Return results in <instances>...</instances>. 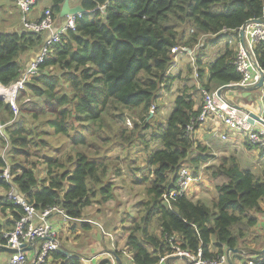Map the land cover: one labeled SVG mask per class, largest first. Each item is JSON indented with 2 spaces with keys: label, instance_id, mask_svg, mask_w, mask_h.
I'll return each instance as SVG.
<instances>
[{
  "label": "trees",
  "instance_id": "16d2710c",
  "mask_svg": "<svg viewBox=\"0 0 264 264\" xmlns=\"http://www.w3.org/2000/svg\"><path fill=\"white\" fill-rule=\"evenodd\" d=\"M63 2L52 0L49 8L60 24L64 23V18L59 17ZM263 3L264 0H78L84 14L51 47L37 76L27 81L19 95L31 101L41 100L40 112L46 119L34 128L27 118L39 119L38 105L32 109L16 105L15 115L9 104L0 101V144L6 148L13 177L9 184L0 179V189L8 191L13 186L37 212L56 207L71 219H83L85 210L94 203L104 206L114 199V184L106 178L103 163L108 157L96 161L77 151L61 159L48 158L42 174L36 170L38 162L27 167L32 157L29 149H42L46 144L42 139L57 136L66 138L73 147H88L89 137L96 138L104 127H109L111 136L102 142L113 139L111 147L121 151L138 144L145 146L143 162L148 172L139 178V166L129 171L136 183L147 185L138 218L132 221L123 247L132 264H157L172 255L174 247L193 255L200 249L203 259L238 249L248 253L253 264H264V255L256 254L264 242L256 250L246 244L258 222L256 215H264V170L262 178L256 179L241 170L234 157H226L211 173V178L221 177L225 182L213 189L210 206L193 203L186 195L171 200L170 208L162 202V195L175 188L177 173L184 164L197 177V167L212 158L195 138L199 127L195 119L202 104V100L197 104L202 97L200 89L213 92L240 80L233 66L236 50L232 45L225 43L205 65L206 45L217 46L248 21L259 19ZM45 38L44 34L23 30L0 32L1 86L9 87L18 81ZM178 47L191 51L194 69L187 65L185 70L189 76L194 70L197 84L188 83L190 86L178 89L175 107L162 124L150 116V110H158L160 93L169 92L180 79V73L170 71L171 50ZM32 53L28 63L21 62ZM254 53L264 72V41L256 44ZM262 92L264 102V88ZM132 112L139 114L140 122L133 121L132 130H128L124 126L125 113ZM105 117L115 119L120 124L118 129L103 124ZM191 123L193 131L187 134L186 127ZM145 130L156 133L152 140L161 141L159 150L148 152L141 135ZM98 137L101 139V135ZM7 165L0 157V175ZM114 176L120 177L119 169ZM1 206V212L7 209L10 224L14 225L22 215L21 209L6 200ZM92 221L98 223L94 218ZM77 225L81 231L92 226ZM115 254L122 257L119 251ZM51 256L63 264H83L80 258L66 259L59 252ZM240 256L235 257L242 259ZM95 264L112 263L108 257Z\"/></svg>",
  "mask_w": 264,
  "mask_h": 264
},
{
  "label": "built area",
  "instance_id": "2783aa9c",
  "mask_svg": "<svg viewBox=\"0 0 264 264\" xmlns=\"http://www.w3.org/2000/svg\"><path fill=\"white\" fill-rule=\"evenodd\" d=\"M12 2L19 12L21 30L29 33L46 35L43 46L40 48L36 58L22 70L18 81L11 84L9 87L0 85V101L9 104L13 113L16 115L17 107L15 103L24 90L25 84L29 79L37 76L38 68L47 55L50 54L51 47L59 43L61 35L66 30H72L74 28L75 20L80 17V15L64 18L62 26L56 28V19L52 16L49 9L42 12L37 18H33L32 12L36 6L37 0H12ZM102 9L103 8H99L100 11ZM250 21L249 24H244L245 26L243 25L236 32H233L235 35H232L236 50L233 66L236 73L240 76V80L237 83L227 85L229 87H235L237 89L250 88L255 85L259 79L255 69V66H258V64L254 49L257 43L264 41V3L260 18ZM189 53L191 54V51L185 48H173L171 50L173 56L171 68L177 65L179 56ZM219 89L213 92H206L204 89H200L202 104L195 122L199 125L210 124L215 131H218L220 127L224 128L231 134L240 135L251 149L257 152L264 151V125L256 121H254V124H250L248 122V113L232 107V105L225 100L223 94L218 96L217 91ZM245 109L250 110L247 107ZM150 112L152 114L153 108H151ZM260 118L264 121V105ZM128 124L127 121L126 125L128 126ZM1 129L2 126L0 125V133ZM192 131L193 124L191 123L186 127V133L188 134ZM226 139L227 136H221L222 141H226ZM12 178L10 169L6 166L1 171L0 179L9 184ZM199 178L198 176L194 177L192 172L187 168H181L175 179V188L162 195L163 205L170 208V201L187 195L192 185L200 181ZM3 198L8 203L19 207L22 211V215L15 221L13 229L3 234L2 245L16 251L15 254L10 255L5 264H62L61 262H55L51 256L53 253L59 252L58 242L55 238V229L49 222L52 217L59 218L64 224L86 223L98 228L100 233L104 234V230L99 223L87 219H71L64 211L56 207L37 212L32 206L27 204L22 196L16 193L13 186L5 192ZM173 250L172 255L162 258L157 264H166L167 259L175 256L185 257L189 264L227 263L226 252L212 259H203L200 249L197 250L195 255L187 251H180L177 247H174ZM121 254L128 260H131V256L125 251L122 250ZM108 257L111 263L114 264L113 258L110 255H108ZM245 264L253 263L248 261Z\"/></svg>",
  "mask_w": 264,
  "mask_h": 264
},
{
  "label": "rangeland",
  "instance_id": "374dc122",
  "mask_svg": "<svg viewBox=\"0 0 264 264\" xmlns=\"http://www.w3.org/2000/svg\"><path fill=\"white\" fill-rule=\"evenodd\" d=\"M72 1V0H71ZM74 3H78V0H73ZM44 12V11H43ZM16 13V11H15ZM56 21H58L56 19ZM233 36L227 35L225 36L218 44L217 46H212L210 44H207L204 49V60L203 64H207L210 62L214 57L219 53L220 49L224 46L225 43L230 42L229 44L232 45L231 47L235 49L234 43H233ZM190 54V53H189ZM181 55L182 58L185 59V63L183 64L184 67L181 66V69L179 72L181 73V80L178 83H174L173 87L169 92H161L160 93V106L158 110L153 111L152 114L150 112V116H152L155 120H159L162 124L165 123V120L168 118L172 110L174 109V101L177 96L178 89H182L184 86H190L192 85V81H196L195 79V73H194V67L193 66V60L191 54ZM180 57V56H179ZM178 57V58H179ZM188 62V63H186ZM179 63V60H178ZM177 63V64H178ZM189 65L192 69V73L189 76L185 70V67ZM172 70H175L172 74L176 75L179 73L176 70V66L170 68ZM188 81V82H187ZM190 85H189V84ZM223 95L225 97V100L228 101L232 106L237 107H243V108H251L253 105V101L251 98L254 96L258 97L260 96V90H257L255 92L250 93H244L240 90H226L223 92ZM30 100V99H29ZM27 96H20L17 98L15 105L17 107L23 106L27 109H32L39 106V103L41 100H35L31 101V103L27 102L29 101ZM202 97H199L197 99L198 106L201 104ZM25 103V104H23ZM254 108V105H253ZM37 114H39V119L41 116V119L34 121L31 118H27L29 120V124L34 126L36 128L39 126V122L45 120L46 118H43L41 115V106L37 107ZM133 114L125 113V128L128 130H132L133 128V121L140 122V116L137 112H132ZM136 113V114H135ZM113 118L112 116H110ZM109 117L104 118V123L106 126L110 125L114 129H118V126L120 124L116 123V120H112ZM128 121V126L126 125V122ZM116 124V127H115ZM0 135L3 137V134L0 133ZM98 135H101V139H99ZM98 135H96V138H88V147H73L70 145L68 140L62 136L57 137H48L45 139H42V141L46 142L44 144L42 149H29L32 157L29 158L27 161V167L32 166L34 162H38V166L36 170L42 171V174H44L45 169V160L48 158L53 159H61L65 155L73 156L75 152L81 151L84 154H86L90 159L99 161L100 159L104 160V156L108 157L107 160H104L106 173V178L109 179L110 182H113L114 184V199L112 201L107 202L104 204V206H98L96 203H94L92 206L88 207L84 214L83 219L92 220L94 217H101V216H108L107 219L111 220L113 223H115V226H117V229L114 231L112 237L113 238H106L102 236L100 233V230L98 228H94L91 225V229L89 231H83L80 232L77 237L73 236L72 239H81V242L78 243H84L86 246L88 245L89 248H87L85 245H83V248L85 249H91V245H95V249L98 248L99 250H107V251H120L123 250L122 246L125 244L127 233L130 230V226L132 225V221L137 220L138 218V212L140 209V202L145 198L144 190L147 185L141 183H136L137 179H132V174L129 172L130 170H134L136 166H139L141 169V172L139 174V178L145 175L148 172V168L145 166L143 162L144 158V150L145 146L142 144H138L137 147H132L131 149L127 150L126 147L124 150L119 151L117 147H111L113 143V139H111L108 143L102 142L103 139H105L107 136L110 135L109 127H104V130L101 131ZM141 135L144 137V141L148 144V152H155L161 148V141L160 140H152L154 135H156L153 130H145L141 133ZM111 136V135H110ZM32 147V146H30ZM121 148V147H119ZM6 148L2 147L0 144V157L7 163L8 167L10 168V164L6 161V155H5ZM115 156H118L117 158ZM236 158L238 160V164L240 163L243 166L244 170H251L253 166L258 168L259 170H264V153L258 156H254V153L252 151H249L247 148L240 146V148L236 151ZM137 161V164L134 161ZM249 163V165H247ZM185 168H187V164H184ZM206 167L209 169H203V173L205 174L203 183L198 186L201 187L199 190L204 194L197 200H204V203L208 206H210L214 193L213 189L216 186H219L222 184V180L219 178L216 181H213L210 179V174L212 173V170L216 169L218 166V161L210 162ZM241 168V166H240ZM119 169L120 170V177L117 178L114 176V171ZM188 169V168H187ZM190 170V169H188ZM197 170V169H196ZM191 171V170H190ZM192 172V171H191ZM198 172V171H197ZM212 180V181H211ZM198 184L194 183L192 187L196 186ZM6 192V191H5ZM199 192V193H201ZM189 196V193L186 195ZM4 197V196H3ZM195 201V199H194ZM200 202V201H199ZM101 215V216H100ZM257 217V224L256 226L251 230V236L247 241V245L250 244V247L254 250L259 249L262 242H264V219L260 215H256ZM260 223H263L260 225ZM69 226L70 224H66ZM77 226V224H76ZM262 226V228H261ZM103 230L106 232L105 226L101 225ZM261 228V229H259ZM75 235V234H74ZM108 240V241H107ZM86 242V243H85ZM107 242H110L107 243ZM109 244V245H108ZM107 247V249H106ZM82 250V247L80 248ZM243 253V252H242ZM245 257L248 258L249 254L243 253ZM264 255V254H263Z\"/></svg>",
  "mask_w": 264,
  "mask_h": 264
},
{
  "label": "crops",
  "instance_id": "0c3cea01",
  "mask_svg": "<svg viewBox=\"0 0 264 264\" xmlns=\"http://www.w3.org/2000/svg\"><path fill=\"white\" fill-rule=\"evenodd\" d=\"M51 1L52 0H37L36 6L32 12L33 18H37V16L38 15L40 16V14H42L43 11L48 10L51 6ZM69 6L71 8H73V7H77L79 5L77 3H74L73 0L72 1L69 0ZM15 11H16V13H15ZM60 26H62V23L60 24V21H56L55 27L59 28ZM20 30H21L20 17H19L18 11L15 8L12 0H0V32L1 33H15V32H20ZM45 37H46V35H45ZM33 55H34V53L26 55L24 58L21 59V62L28 63V61H30L33 58ZM185 59L186 58H184V57L182 58V56H180L178 58L179 63L176 65V70L178 72L181 69V66L185 63ZM32 61H30L29 64ZM186 63H188V62H186ZM182 67H184V65ZM174 71L175 70H172V72H174ZM179 73H177V74H179ZM181 78H182V76L180 73V79ZM180 79H178L176 81V83H178L180 81ZM192 83L197 84L195 81H192ZM262 94H263V92H262V90H260V96H258V97L254 96L253 98H251L253 101L254 108L252 105L251 108H249L250 111H252L254 113H257L260 111V107L258 106L257 102H260L262 104V106L264 105V102L262 99ZM221 136H227L226 141H222ZM195 138L199 143L203 144L208 149V152L212 156V158L209 159L207 162H205V163H203L197 167V171H198L197 176L200 177L199 178L200 181L198 183H196L198 185L191 187L189 189V192H188L189 196L187 197V199L193 203L200 201L203 204H205L204 200H197L198 198H200L201 196L204 195L199 190L201 187H198V186H200L203 183V179L205 176V174L203 173V169H209L206 167H209L207 165L211 161L212 162H214V161L219 162L221 159L226 158V157H234L237 160L235 155H236V151L240 148V146H243V147L247 148L249 151H252L254 153V156H258V155L262 154V153H259L255 150H253V149H249V147L245 145L246 143L244 142V139L240 135L231 134L230 132H227V130H225L224 128H221V127L219 128L218 131H215L211 127L210 124L199 125V127L195 131ZM237 162H238V160H237ZM238 165H239V167L241 166V168H240L241 170L246 171L243 169V166L240 163ZM247 165H249V163H247ZM214 170H212V172ZM247 172H250L256 179L262 178V171L259 170L258 168H256L255 166H253L251 168V170H247ZM218 178L220 180L223 179L221 177H218ZM218 178L213 179V178H211V174H210V179H212L213 181H216ZM222 181H223L222 182V184H223L225 182V180L223 179ZM199 192H201V193H199ZM4 194H5V191L0 189V229L2 230V234L9 232V230L13 229V226H14V225L10 224L11 219L9 217V212L7 211V209L4 210L3 212H1V210H2L1 203H2V200H4L3 199ZM194 199H195V201H194ZM106 217H108V216L103 215L101 217H94V219H96L100 225L105 226L106 232L104 231V234L101 233L102 236L104 237V239H106V238L110 239V238H113L112 235H113L114 231L117 229V226H115V223H113L111 220L107 219ZM261 217H262V219H264V215H262ZM49 222L51 223V225L54 226L55 238H56L57 242L60 245L64 246L67 249V252H69V254H71L72 256H75L74 258L78 257L81 259V261L85 260V261H82L83 264H95L96 262H98L102 258H108V255L106 254L107 250H105V249L99 250L98 248L95 249L94 244L91 245V249H85V248H83V245L86 246V244L78 243L79 241L81 242V239H74V240L72 239L73 236L77 237L80 232H83L79 229L78 225L76 226V224H70L69 226H67L66 224L61 222V220L57 217L50 218ZM262 224L263 223H260V225H262ZM262 226H261V228H262ZM261 228H259V229H261ZM87 231H89V230H87ZM107 243L110 244V242H107ZM81 247H82V250L80 249ZM86 247L89 248L88 245ZM123 247H124V244H123L122 248ZM106 249H107V247H106ZM119 252H122V250H120ZM239 255H241L240 257H242V259H239V257H235V256H237V254L231 256L232 264H243L245 261H252V259H253L251 256H249L248 258L245 256H242V255H244L243 253L239 254ZM9 257H10V255H4V256L0 257V264H5L8 261ZM65 258L66 259H72V258H67V257H65ZM242 260H243V262H242ZM120 261H121V264H132L130 262V260H128L123 255L120 258ZM55 262H58V261H55ZM61 263L63 264V262H61ZM166 264H187V263L184 261H181V260H171Z\"/></svg>",
  "mask_w": 264,
  "mask_h": 264
},
{
  "label": "water",
  "instance_id": "95a60500",
  "mask_svg": "<svg viewBox=\"0 0 264 264\" xmlns=\"http://www.w3.org/2000/svg\"><path fill=\"white\" fill-rule=\"evenodd\" d=\"M84 12L85 11L80 6L71 8L69 6V0H64L63 4L61 6V9H60L59 17L60 18H66L68 16H77L78 14L79 15L84 14ZM250 22L251 21H248L245 25L249 24ZM255 69H256V72L258 73V76H259V79L255 85H253L250 88H245V89H237L235 87L223 86L217 91V95L221 96L223 94V92L226 90H240L244 93H250V92H255L257 90H262L264 88V74L258 66H255ZM226 103L229 104L228 102H226ZM257 103H258V106L260 107V111L257 114H255V113H253L250 110L245 109V108H241V107H237V106H232V107L247 112L249 115L248 122L250 124H254V121H256L257 123L264 125V121L260 118L263 106L260 102H257ZM2 242H3V236H1V238H0V257H2L4 255H12V254L16 253L15 250H11V249L3 246ZM58 248H59V253L62 254L63 256H65L67 258H74L75 257V256H72L71 254H69V252H67V249L64 246L60 245L59 243H58ZM106 254L110 255L116 264H121L120 259L117 257V255L115 254L114 251H107ZM236 254H242V252L238 249H232V250L226 251L227 264H232L231 256L236 255ZM256 254L258 256L263 255L264 254V246H263L262 250L256 252ZM171 260H181V261H184L187 263V259L183 256L171 257V258L167 259L166 263H168ZM187 264H189V263H187Z\"/></svg>",
  "mask_w": 264,
  "mask_h": 264
}]
</instances>
